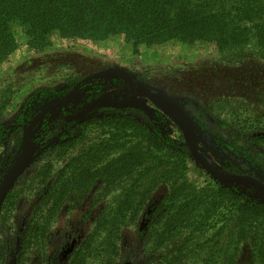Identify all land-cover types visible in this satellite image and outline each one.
Wrapping results in <instances>:
<instances>
[{"label":"rangeland","instance_id":"374dc122","mask_svg":"<svg viewBox=\"0 0 264 264\" xmlns=\"http://www.w3.org/2000/svg\"><path fill=\"white\" fill-rule=\"evenodd\" d=\"M15 36L17 48L0 62V90H6L9 102L0 121V181L19 158L25 133L42 115L20 123L24 103L38 90L44 94L34 107L57 93L66 99L73 96L67 105L43 114L45 128L34 147L37 156L0 204V264H257L249 236L255 230L262 232L264 217L254 223L238 222L236 199L264 205V189L250 183H222L195 159L189 143L193 141L222 175L250 174L264 181L259 167V157L264 156V58L248 56L238 66L229 65L231 86L240 88L243 102L240 108L236 101L222 108L206 103L222 87L225 70H219L224 66L217 63L223 60L212 42L142 43L134 54L122 35L93 41L54 33L52 44L39 49L29 46L22 27L16 28ZM109 67L129 74L118 71L83 81ZM136 81L181 101L194 123L143 94ZM99 96L121 105L87 112ZM130 99H140L153 109V116L127 105ZM225 99L222 96L223 103ZM47 129L53 137H65L46 147ZM201 132L213 138L222 158L204 144ZM137 144L145 155L138 154L134 173L111 178L103 173L111 160ZM166 165L173 168L163 176L160 169ZM46 166L48 178L36 177ZM84 168L80 180L89 184L87 192L72 191L51 210L55 190L67 177H79ZM141 168H145L142 176ZM221 187L231 194L220 195ZM184 195L221 200L219 213L198 227L204 208L194 201L186 209L195 215L188 222H177L179 231L173 232L166 217ZM123 199L128 203H122L118 214Z\"/></svg>","mask_w":264,"mask_h":264},{"label":"trees","instance_id":"16d2710c","mask_svg":"<svg viewBox=\"0 0 264 264\" xmlns=\"http://www.w3.org/2000/svg\"><path fill=\"white\" fill-rule=\"evenodd\" d=\"M18 26L23 28L29 46L34 49L50 46L54 33L63 38H84L93 41L122 35L124 40L132 45L134 54L140 52L139 46L142 43L151 45L168 41L186 44L200 41L212 42L218 47L223 60V63L218 62L217 65L224 66L220 69L216 66L213 68L225 70L222 71V87L217 93L213 91L206 103L222 108L233 101L238 102L237 107L240 108L243 102L240 97L242 95L240 88L237 85L231 86L233 81L230 77H232L233 69L229 65L238 66L244 63L248 56L264 58V0H0V62L17 48L15 30ZM206 67L210 69V65ZM197 72H199L198 69ZM49 92L54 90L51 89ZM5 94L6 90L1 89L0 121L3 120V111L9 104ZM43 94L44 90H38L24 103L19 113L20 123L32 119L40 110L34 107L37 104L35 99ZM222 96L226 98L224 103ZM145 110L149 116H153V109ZM226 121L227 119L223 120L224 123ZM200 122L206 125L202 120ZM44 128L45 123L42 130ZM46 133L48 139L55 136L48 129ZM64 137V134H61L59 137L52 138V142L50 139L46 147L55 145ZM246 151L250 152L248 149ZM36 154H34L35 158ZM138 154L143 158L145 152L137 144L119 158L111 160L104 166L103 173H107L110 178L121 176L123 173L131 175L135 172V164L140 160ZM259 160V167L264 171V156L260 155ZM172 168L168 165L162 166L160 172L163 176H167ZM86 170L87 168L82 169L79 177H67L59 190H55L51 210L59 208L62 199L72 191L82 195L87 192L89 184L80 180L84 175L83 171ZM144 170L145 168H141V176ZM41 174H43V180L47 179L50 175L49 168L46 166L39 170L36 177ZM75 180H77L76 184L71 185ZM178 188L176 183L174 191L176 192ZM48 192L51 194L53 188L51 187ZM189 193L194 194V191ZM228 193L231 194L230 191ZM228 193L221 187L220 195L224 196ZM186 196L184 195L182 199L181 196L178 198L182 201L166 217L167 228L170 226L176 233L179 231L177 222L184 220L188 222L195 215L192 209H186L192 202L203 203V207L200 208H204V212L198 215L196 221L198 227H201L202 220L214 219L219 213L216 210L222 204L221 200L213 196L204 199H198L195 195L187 199ZM128 199L121 201L118 214L122 213V203H128ZM236 201L239 205L238 222L254 223L264 217L263 204L255 206L250 200L242 201L240 198ZM35 231L38 232L39 229ZM252 233L253 235L249 237L255 245L252 252L253 258L257 264H264V228L260 233L257 230ZM163 234H168L167 229Z\"/></svg>","mask_w":264,"mask_h":264},{"label":"water","instance_id":"95a60500","mask_svg":"<svg viewBox=\"0 0 264 264\" xmlns=\"http://www.w3.org/2000/svg\"><path fill=\"white\" fill-rule=\"evenodd\" d=\"M124 72L129 74L126 69L120 67H109L103 69L97 73L86 76L84 80L96 79L100 77H108L114 72ZM135 84L138 86L140 91L146 96L164 104L165 106L171 107L176 110L180 115L187 119L190 123H194V118L187 108L183 105L181 101L173 96L165 93L162 89L154 87L143 81H136ZM72 93L69 95L68 99L62 97H56L50 99L41 105V109L44 113L48 111L62 107L72 100ZM121 102L118 100H113L104 96L95 98L87 107V112H91L98 107H119ZM127 105L141 107L144 110L149 108L140 99H130L127 101ZM43 117H40L38 125H36L30 132L25 133L23 137V149L17 160L13 162L10 168L7 170L6 174L0 181V204L10 191L11 187L20 176V174L35 160L34 147L35 142L33 140L34 136L37 134L41 127V122ZM201 137L204 144L212 150L218 157L222 158L220 149L216 145L213 138L207 132H201ZM189 149L195 159L215 178L224 184H228L230 181L234 183H250L259 186L264 189V181L257 178L256 176L250 174H232V175H222L198 150L195 143L190 141ZM37 156V154H36Z\"/></svg>","mask_w":264,"mask_h":264},{"label":"flooded vegetation","instance_id":"af4514ba","mask_svg":"<svg viewBox=\"0 0 264 264\" xmlns=\"http://www.w3.org/2000/svg\"><path fill=\"white\" fill-rule=\"evenodd\" d=\"M90 75H91V74H90ZM87 76H88V75H87ZM62 95H64V94H62V93H57V94L55 95V97H53V98H56V97H62ZM40 97H41V96L36 97L35 101H39ZM99 97H100V96H99ZM53 98H51V99H53ZM62 98L66 99L65 97H62ZM49 100H50V99H49ZM47 101H48V100H47ZM45 102H46V101H45ZM45 102H43V103H45ZM43 103H42V104H43ZM42 104H41V105H42ZM41 105H39V104L37 105L36 108H38V109H40V110L37 109L38 111H37V113L34 115V117H35L37 114H42V115H39L40 117L45 116V115H43V114H45V113L42 111V109H41ZM66 105H67V104H66ZM64 106H65V105H64ZM62 107H63V106H62ZM59 108H60V107H59ZM55 109H57V108H55ZM21 110H22V109H21ZM52 110H54V109H52ZM52 110H50V111H52ZM50 111H48V112H50ZM34 117H33V118H34ZM40 117H39V119H40ZM33 118H32V119H33ZM29 120H31V119H29ZM29 120H28V121H29ZM24 123H25V122H24ZM38 123H39V121H38ZM38 123H37L36 125H38ZM43 123H44V117H43V120H42V122H41V127H40L39 131L37 132V134H36V135L34 136V138H33L34 142L37 140V139H36V138H37L36 136H39V135H40V132L42 131ZM36 125H35V126H36ZM35 126H34V127H35ZM34 127H33V128H34ZM33 128H32V129H33ZM50 139H52V138H50ZM50 139H49V140H50ZM53 139H54V137H53ZM53 139L51 140V142L53 141ZM49 140H48V142H47L46 144H48V143L50 142Z\"/></svg>","mask_w":264,"mask_h":264}]
</instances>
